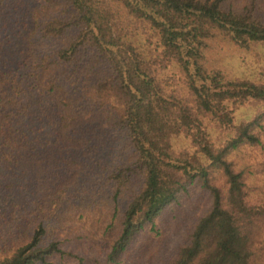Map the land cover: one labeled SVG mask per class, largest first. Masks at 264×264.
Returning <instances> with one entry per match:
<instances>
[{
	"label": "trees",
	"instance_id": "trees-1",
	"mask_svg": "<svg viewBox=\"0 0 264 264\" xmlns=\"http://www.w3.org/2000/svg\"><path fill=\"white\" fill-rule=\"evenodd\" d=\"M219 41L264 0H0V264H264V81Z\"/></svg>",
	"mask_w": 264,
	"mask_h": 264
},
{
	"label": "rangeland",
	"instance_id": "rangeland-1",
	"mask_svg": "<svg viewBox=\"0 0 264 264\" xmlns=\"http://www.w3.org/2000/svg\"><path fill=\"white\" fill-rule=\"evenodd\" d=\"M214 48V58L218 61L220 67L227 74L257 77L258 79L264 81V48H261L260 52L258 51V53H253L256 50L251 53L234 47L226 41H219V43H217L216 47ZM214 58L213 60H215ZM191 211L192 209L190 205L185 204L183 206V212L179 213L177 216L179 228L174 232H169V237L166 241L167 244H165V247H167L166 249L173 246L182 237L189 220L188 216L191 214ZM91 223L92 222H90V220L86 219L85 217L79 218L75 224L77 226L73 230H71L69 234H67L69 237L68 241L66 242L68 248L85 257L87 253L93 252L91 248L92 241L85 236V233L92 235V233L94 232L99 236L101 231V228H96L94 223ZM146 230H148V227ZM76 234H82L83 237H81L80 239L76 238ZM147 236L154 238L156 237V234L153 231L148 230ZM148 254L149 253L147 252V255ZM157 256L155 254L153 256L154 258L151 261L160 258ZM57 264H77V260L75 258H70V260H66L64 262L59 261L57 262Z\"/></svg>",
	"mask_w": 264,
	"mask_h": 264
}]
</instances>
